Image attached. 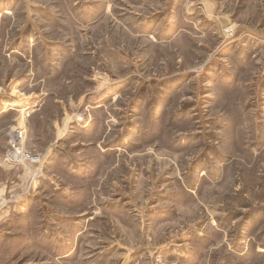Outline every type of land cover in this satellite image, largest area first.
Masks as SVG:
<instances>
[{
    "label": "rangeland",
    "instance_id": "374dc122",
    "mask_svg": "<svg viewBox=\"0 0 264 264\" xmlns=\"http://www.w3.org/2000/svg\"><path fill=\"white\" fill-rule=\"evenodd\" d=\"M2 193L0 264H264V0H0Z\"/></svg>",
    "mask_w": 264,
    "mask_h": 264
},
{
    "label": "built area",
    "instance_id": "2783aa9c",
    "mask_svg": "<svg viewBox=\"0 0 264 264\" xmlns=\"http://www.w3.org/2000/svg\"><path fill=\"white\" fill-rule=\"evenodd\" d=\"M22 131H19V137L13 140V145L11 146V150L9 153H7L8 162L11 164H15L18 162H21L25 156V153L20 146V143L22 142ZM9 199H6L4 194L0 195V214L7 210V205L10 203Z\"/></svg>",
    "mask_w": 264,
    "mask_h": 264
},
{
    "label": "crops",
    "instance_id": "0c3cea01",
    "mask_svg": "<svg viewBox=\"0 0 264 264\" xmlns=\"http://www.w3.org/2000/svg\"><path fill=\"white\" fill-rule=\"evenodd\" d=\"M4 193L0 194L3 195ZM9 212V211H8ZM8 212L7 210H4L1 214H0V224L3 222L2 220L6 218V216H8Z\"/></svg>",
    "mask_w": 264,
    "mask_h": 264
},
{
    "label": "bare ground",
    "instance_id": "6f19581e",
    "mask_svg": "<svg viewBox=\"0 0 264 264\" xmlns=\"http://www.w3.org/2000/svg\"><path fill=\"white\" fill-rule=\"evenodd\" d=\"M6 11H7V13H10L9 10H6ZM14 137H15V134L13 135V138H14ZM17 137H18V135H17ZM17 137H16V138H17Z\"/></svg>",
    "mask_w": 264,
    "mask_h": 264
}]
</instances>
